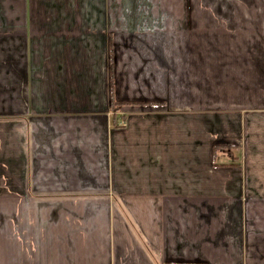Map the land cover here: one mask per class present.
I'll return each mask as SVG.
<instances>
[{
  "label": "crops",
  "instance_id": "0c3cea01",
  "mask_svg": "<svg viewBox=\"0 0 264 264\" xmlns=\"http://www.w3.org/2000/svg\"><path fill=\"white\" fill-rule=\"evenodd\" d=\"M168 261L264 264V0H0V264Z\"/></svg>",
  "mask_w": 264,
  "mask_h": 264
},
{
  "label": "trees",
  "instance_id": "16d2710c",
  "mask_svg": "<svg viewBox=\"0 0 264 264\" xmlns=\"http://www.w3.org/2000/svg\"><path fill=\"white\" fill-rule=\"evenodd\" d=\"M227 147L229 148L231 146H229V144H223V143L216 144L214 146V153L216 154V152L222 151V150L226 149ZM229 153H231V152H229ZM165 264H203V263H201V262H191V261H168Z\"/></svg>",
  "mask_w": 264,
  "mask_h": 264
},
{
  "label": "built area",
  "instance_id": "2783aa9c",
  "mask_svg": "<svg viewBox=\"0 0 264 264\" xmlns=\"http://www.w3.org/2000/svg\"><path fill=\"white\" fill-rule=\"evenodd\" d=\"M120 123L123 124V121H121Z\"/></svg>",
  "mask_w": 264,
  "mask_h": 264
}]
</instances>
